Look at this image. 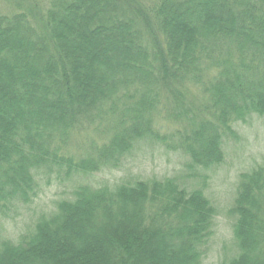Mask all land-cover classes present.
Returning <instances> with one entry per match:
<instances>
[{"label": "trees", "instance_id": "16d2710c", "mask_svg": "<svg viewBox=\"0 0 264 264\" xmlns=\"http://www.w3.org/2000/svg\"><path fill=\"white\" fill-rule=\"evenodd\" d=\"M14 2L0 16V214L54 168L118 170L143 144L204 181L80 184L19 243L3 240L0 264H204L219 214L205 173L226 163L238 123L264 118V0ZM238 180L235 252L219 264H264V161Z\"/></svg>", "mask_w": 264, "mask_h": 264}, {"label": "rangeland", "instance_id": "374dc122", "mask_svg": "<svg viewBox=\"0 0 264 264\" xmlns=\"http://www.w3.org/2000/svg\"><path fill=\"white\" fill-rule=\"evenodd\" d=\"M14 1L17 0H0V16L11 13L17 7L18 3ZM176 124H173L174 127ZM236 131L239 140L227 144L226 163L205 173L208 178L204 182L207 184L204 192L219 208V214L215 222V233L204 246V264H219L226 256L235 252L234 220L226 211L231 208V200L236 195L240 174L264 161V118L253 116L247 123H238ZM97 135L92 134L91 139L99 141ZM84 139L85 135L77 141H72L70 145L72 153L84 152L89 143ZM138 149L141 150L135 152L132 158H127L124 167L118 170L111 168L92 175L67 179L64 173L59 174L54 168L53 172L39 180L38 195L33 197L32 201L26 204L19 201L10 205L8 211L0 214V243L3 240L19 243L22 237L34 231L39 220L57 211V204L60 201L72 198L75 187L80 184L94 188L114 186L132 176L148 178L178 175L188 184L204 181L201 178L196 181L189 179L187 171L189 161L180 153L164 148L161 143L143 144Z\"/></svg>", "mask_w": 264, "mask_h": 264}]
</instances>
